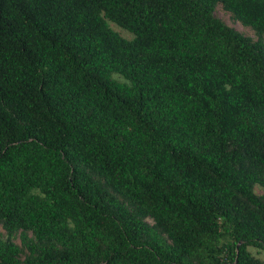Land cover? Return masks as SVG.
<instances>
[{
  "label": "trees",
  "instance_id": "16d2710c",
  "mask_svg": "<svg viewBox=\"0 0 264 264\" xmlns=\"http://www.w3.org/2000/svg\"><path fill=\"white\" fill-rule=\"evenodd\" d=\"M255 190L264 0H0V264H264Z\"/></svg>",
  "mask_w": 264,
  "mask_h": 264
},
{
  "label": "rangeland",
  "instance_id": "374dc122",
  "mask_svg": "<svg viewBox=\"0 0 264 264\" xmlns=\"http://www.w3.org/2000/svg\"><path fill=\"white\" fill-rule=\"evenodd\" d=\"M214 16L221 20L226 26L234 29L235 31L245 35V36H248L250 37L251 39H255V37L253 36V34L246 28L242 27L238 22H233L229 15L224 12L221 7L219 5H217L214 9ZM110 27L115 31L117 32L121 37L123 38H129L130 36L123 30L115 27L114 25L112 24H109ZM256 193H264V191H261V190H255ZM0 232H1V229H0ZM247 251L252 254L254 257L258 258L260 261H262L264 263V253L261 252V251H257L256 249L254 248H251V247H248L247 248Z\"/></svg>",
  "mask_w": 264,
  "mask_h": 264
}]
</instances>
